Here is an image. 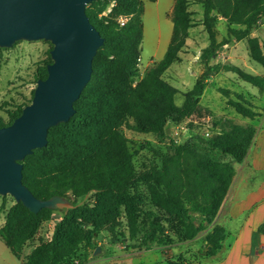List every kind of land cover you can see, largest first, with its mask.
Wrapping results in <instances>:
<instances>
[{"label": "trees", "instance_id": "trees-1", "mask_svg": "<svg viewBox=\"0 0 264 264\" xmlns=\"http://www.w3.org/2000/svg\"><path fill=\"white\" fill-rule=\"evenodd\" d=\"M110 3L111 0H95L87 4V14L105 41L94 57L91 80L74 103L75 114L67 122L50 127L48 144L36 148L22 160L23 182L38 198L61 195L74 204L67 212L66 209L60 211L61 218L54 226L51 239L36 245L25 257V264H74L81 247L86 257L89 249L97 247L96 233L105 226L115 230L123 215L130 237H136L140 231L142 206L138 186L142 179L157 209L148 212L158 220L156 229L164 231V224L159 221L164 216L171 225L178 222L185 237L194 238L215 221L236 171L232 161L219 156L229 155L234 161L243 162L257 131L252 124L226 120L209 138L187 144L171 142L161 165H153L146 175L139 174L122 130L123 124L138 132L167 138L168 121L192 115L200 106L208 78L220 71H232L238 78L258 87L260 93L264 92V73H251L236 64H210L219 48L235 38L245 39L250 58L264 67V44L251 34L264 17V0H174L173 31L168 47L163 57L154 61L137 82V63L144 38V2L117 0L108 21L98 20L97 15ZM191 3L204 7L203 23L210 42L201 53L204 71L184 93L182 104H177L175 97L179 90L164 79V74L174 62L181 60L180 52L193 26ZM120 16L128 17L123 25ZM220 17L228 21V36L221 41L215 29ZM52 61L50 55L48 62ZM48 64L44 72L38 74L37 81L47 77ZM219 90L242 116L259 115L243 93H236L237 97L232 98L229 88ZM34 92L35 89L28 102L9 111L8 119L0 114V127L12 123L22 113ZM90 194L92 197L80 203V199ZM17 209L24 213L25 219L13 228L11 223ZM55 211L43 208L32 212L18 202L0 228V237L13 254L21 258L23 245ZM206 237L210 247L208 256L214 255L225 237L224 228L215 225ZM164 264L191 263L172 260Z\"/></svg>", "mask_w": 264, "mask_h": 264}, {"label": "rangeland", "instance_id": "rangeland-1", "mask_svg": "<svg viewBox=\"0 0 264 264\" xmlns=\"http://www.w3.org/2000/svg\"><path fill=\"white\" fill-rule=\"evenodd\" d=\"M142 1L144 2L142 16L144 38L141 45V61L138 60L137 63L139 77H136V82L154 61L163 57L173 31L170 11L174 6V0ZM116 2L117 0H111L107 9L97 15V19L108 21ZM189 10L192 11L193 26L189 28L186 45L180 52L181 60L174 62L164 74V79L179 90L175 97L177 104H182L184 93L193 87L204 71L201 53L210 42L203 23V5L191 3ZM215 29L218 40H223L228 36V21L220 17ZM251 34L257 36L264 44V17ZM52 47V42L44 39L20 40L11 47H0V114L5 119H8L10 110L30 100L32 91L37 86L38 74L44 72L45 66L49 63ZM217 62L236 64L251 73H264V67L250 58L245 39L231 38L228 43L222 45L218 55L210 60V64ZM220 87L229 88L232 98L237 97L236 93H243L247 98L250 95L255 101H258V97H264V92L260 93L258 87L238 78L234 72L220 71L208 78V84L199 100L200 106L192 115L176 121H168L167 138L160 139L154 133L135 131L129 128L127 123L122 125L139 174L146 175L153 165L160 166L162 156L168 152L171 142L187 144L200 138H209L222 128L226 120L242 123L244 116L228 104V97L219 90ZM254 108L257 109L256 106ZM219 158L234 162L229 155H221ZM138 187L141 189L139 194L142 206L138 235L134 238L130 237L127 221L123 215L119 218L121 224L116 226L115 230L105 226L96 233L95 243L100 247V251L95 253L97 247L89 249V254L84 257L82 246L74 264H164L172 260L199 264L202 259L210 257L208 256L209 241L206 236L215 226L214 222L194 238H187L178 222L171 225L166 221V217L161 216L159 221L165 228L162 232L156 229L155 224L158 220L148 214L157 209L150 201L146 181L142 179ZM90 197L91 194L80 199V203ZM17 203L11 194H0V228L5 225L9 212ZM72 205L74 206L73 202ZM56 210L50 220L42 221L33 238L23 245L21 258L26 257L39 243L51 239L54 226L60 220V211L63 209ZM193 218L199 222L196 214H193ZM24 219V213L17 209L11 223L12 227L17 228ZM155 236L158 239L154 238ZM0 238V262L5 263L12 260H7L12 255L9 251H3L6 245L2 241L3 238ZM158 240L163 243L160 244ZM14 260L17 264H22L20 260L15 258Z\"/></svg>", "mask_w": 264, "mask_h": 264}, {"label": "water", "instance_id": "water-1", "mask_svg": "<svg viewBox=\"0 0 264 264\" xmlns=\"http://www.w3.org/2000/svg\"><path fill=\"white\" fill-rule=\"evenodd\" d=\"M92 1L0 0V47L20 40L53 44L48 75L38 79L31 103L0 127V194H11L32 212L73 207L65 196L38 198L23 182L22 160L48 144L50 127L75 114L74 103L91 80L94 57L105 41L86 11Z\"/></svg>", "mask_w": 264, "mask_h": 264}, {"label": "crops", "instance_id": "crops-1", "mask_svg": "<svg viewBox=\"0 0 264 264\" xmlns=\"http://www.w3.org/2000/svg\"><path fill=\"white\" fill-rule=\"evenodd\" d=\"M248 99L259 115L244 117L240 124H252L257 131L245 160L233 162L236 171L214 221L225 231L221 247L199 264H264V97ZM4 243L3 251L12 255L7 260H12L0 264H17L14 258L25 264V257L18 258Z\"/></svg>", "mask_w": 264, "mask_h": 264}, {"label": "built area", "instance_id": "built-area-1", "mask_svg": "<svg viewBox=\"0 0 264 264\" xmlns=\"http://www.w3.org/2000/svg\"><path fill=\"white\" fill-rule=\"evenodd\" d=\"M119 20L120 23L123 25L128 20V17H121ZM138 60L141 61V57H139Z\"/></svg>", "mask_w": 264, "mask_h": 264}]
</instances>
